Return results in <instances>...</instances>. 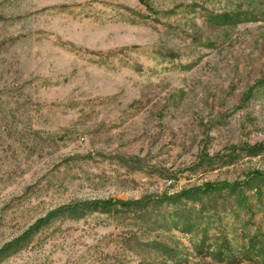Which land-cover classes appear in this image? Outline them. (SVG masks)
Listing matches in <instances>:
<instances>
[{"label": "rangeland", "instance_id": "rangeland-1", "mask_svg": "<svg viewBox=\"0 0 264 264\" xmlns=\"http://www.w3.org/2000/svg\"><path fill=\"white\" fill-rule=\"evenodd\" d=\"M254 172L264 0H0V245L60 204L208 189L56 218L0 264H264V186L225 191Z\"/></svg>", "mask_w": 264, "mask_h": 264}, {"label": "trees", "instance_id": "trees-1", "mask_svg": "<svg viewBox=\"0 0 264 264\" xmlns=\"http://www.w3.org/2000/svg\"><path fill=\"white\" fill-rule=\"evenodd\" d=\"M264 186V174L254 172L248 174L241 181H236L230 184L225 191L227 193H237L239 189L251 190L255 186ZM261 187V186H260ZM208 194V189L203 186H194L187 189H182L173 193H160L157 195L151 193L142 194L136 198H90L80 199L70 203H64L48 209L43 215L39 216L35 221L28 225L19 235L5 241L0 245V260L18 251L27 245L31 238L43 227L52 220L59 217L78 218L88 212H104V213H125L128 211H146L159 205L167 203H178L182 199L192 201L200 200L202 195ZM179 220L190 219L191 213L177 214ZM248 255L255 251L254 247H249ZM225 247L221 245L217 250L223 254Z\"/></svg>", "mask_w": 264, "mask_h": 264}]
</instances>
